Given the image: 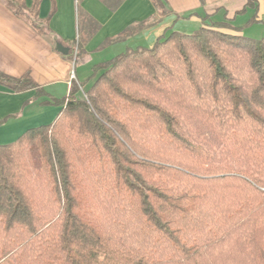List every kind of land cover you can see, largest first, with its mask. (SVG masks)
<instances>
[{"label":"trees","instance_id":"obj_1","mask_svg":"<svg viewBox=\"0 0 264 264\" xmlns=\"http://www.w3.org/2000/svg\"><path fill=\"white\" fill-rule=\"evenodd\" d=\"M1 1L53 39V1L43 20L40 0ZM201 22L94 65L49 99L53 123L0 144V264H264V38ZM67 57L84 63L82 43ZM0 85L46 94L29 75Z\"/></svg>","mask_w":264,"mask_h":264},{"label":"crops","instance_id":"obj_2","mask_svg":"<svg viewBox=\"0 0 264 264\" xmlns=\"http://www.w3.org/2000/svg\"><path fill=\"white\" fill-rule=\"evenodd\" d=\"M31 1L24 0L27 8ZM51 1L55 12L48 26L53 39L36 33L0 0V72L13 78L29 75L46 92L38 98L33 90L14 93L0 85V121L6 119L0 126L1 145L13 143L31 128L53 123L60 108L49 104V99L68 95L72 74L81 83L90 75L92 66L108 61L106 57L113 58L128 49L151 48L157 39L171 32L193 33L201 27V18L206 15H211L212 21L229 19L233 26L244 27L257 11L258 21L245 26L243 34L264 38V0H255V5L244 13L241 11L249 0H163L167 10L163 16L150 0H125L114 11L100 0H40V19L50 13ZM189 14L193 15L187 18ZM87 22L99 26L89 38ZM143 22L147 24L139 32L106 44L127 27ZM75 41L82 43L87 57L78 69L67 55L55 50V45L60 44L70 53L71 43Z\"/></svg>","mask_w":264,"mask_h":264},{"label":"rangeland","instance_id":"obj_3","mask_svg":"<svg viewBox=\"0 0 264 264\" xmlns=\"http://www.w3.org/2000/svg\"><path fill=\"white\" fill-rule=\"evenodd\" d=\"M24 1V0H23ZM3 2V1H2ZM4 3V2H3ZM5 4V3H4ZM6 5V4H5ZM11 11V10H10ZM12 12V11H11ZM13 13V12H12ZM262 30H263V28H262ZM186 32H188V31H186ZM246 32V34H248V32L249 31H245ZM185 33V32H184ZM185 34H192V33H185ZM244 35V34H243ZM245 36V35H244ZM246 37H248L247 35H246ZM107 58V60H110L112 57H106ZM104 60H106V59H104ZM72 64H73V62H72ZM74 65V64H73ZM83 65H82V63H78L77 65H75V67L78 69L79 67H82ZM92 65H89V67H91ZM73 69H74V66H73ZM92 69H93V66L91 67V72H90V75L89 76H91V74H92ZM88 76V77H89ZM88 79V78H87ZM86 79V80H87ZM84 81H81V83H83ZM92 82H93V80H90L89 81V83L87 84V86H85L84 88L86 89L87 87H89L91 84H92Z\"/></svg>","mask_w":264,"mask_h":264},{"label":"water","instance_id":"obj_4","mask_svg":"<svg viewBox=\"0 0 264 264\" xmlns=\"http://www.w3.org/2000/svg\"><path fill=\"white\" fill-rule=\"evenodd\" d=\"M55 50H56L57 53H59V54H61V55H64V56H66V55L69 54V49L64 48V47H63L62 45H60V44H56V45H55Z\"/></svg>","mask_w":264,"mask_h":264},{"label":"built area","instance_id":"obj_5","mask_svg":"<svg viewBox=\"0 0 264 264\" xmlns=\"http://www.w3.org/2000/svg\"><path fill=\"white\" fill-rule=\"evenodd\" d=\"M72 81H75V77H74L73 74H72V76H71L70 83H71Z\"/></svg>","mask_w":264,"mask_h":264}]
</instances>
